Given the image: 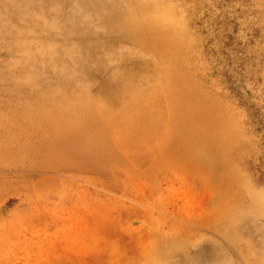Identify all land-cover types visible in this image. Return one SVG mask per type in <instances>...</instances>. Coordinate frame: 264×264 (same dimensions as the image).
Masks as SVG:
<instances>
[{
  "label": "rangeland",
  "instance_id": "rangeland-1",
  "mask_svg": "<svg viewBox=\"0 0 264 264\" xmlns=\"http://www.w3.org/2000/svg\"><path fill=\"white\" fill-rule=\"evenodd\" d=\"M264 0H0V264H264Z\"/></svg>",
  "mask_w": 264,
  "mask_h": 264
},
{
  "label": "trees",
  "instance_id": "trees-1",
  "mask_svg": "<svg viewBox=\"0 0 264 264\" xmlns=\"http://www.w3.org/2000/svg\"><path fill=\"white\" fill-rule=\"evenodd\" d=\"M257 117H258V116H255V118L257 119V120H256L257 125L260 126L259 128H260L261 130H264V124L262 123V120H261L260 118H257Z\"/></svg>",
  "mask_w": 264,
  "mask_h": 264
}]
</instances>
